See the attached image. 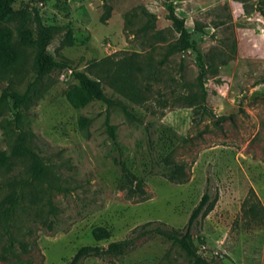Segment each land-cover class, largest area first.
Listing matches in <instances>:
<instances>
[{"label":"rangeland","instance_id":"1","mask_svg":"<svg viewBox=\"0 0 264 264\" xmlns=\"http://www.w3.org/2000/svg\"><path fill=\"white\" fill-rule=\"evenodd\" d=\"M14 7L27 9L34 37L47 34L48 53L68 67L38 78L37 48L16 22L0 21V97L28 94L19 118L0 101V204L18 198L10 217L0 214V264H69L84 245L129 237L125 255L82 264H194L178 243L133 231L150 221L185 230L207 191L212 208L193 229L198 251L217 264H264V0ZM170 7L191 32L189 50L175 48ZM75 71L114 103L92 99ZM120 159L143 184L120 186ZM178 164L180 183L163 174ZM99 226L112 237L97 241Z\"/></svg>","mask_w":264,"mask_h":264},{"label":"trees","instance_id":"2","mask_svg":"<svg viewBox=\"0 0 264 264\" xmlns=\"http://www.w3.org/2000/svg\"><path fill=\"white\" fill-rule=\"evenodd\" d=\"M16 0H0V21H13L17 23V32L21 40L31 47L37 48V54L34 61V67L37 72L38 78L43 77L46 73L56 67H68L65 61H58L52 55L48 53L49 37L48 35H42L41 37L35 38L32 30L28 27L30 15L27 9H16L14 3ZM177 30L180 32V40L176 44L175 48L183 51L189 50L193 47L191 39V32L188 29L185 20L181 18L174 10L170 7L167 15ZM201 54L198 58L201 60ZM75 77L80 82L81 86L88 92L92 99L102 101L108 104H113V100L110 99L100 81L94 80L88 76L85 72L75 71ZM28 99V94H20L19 92L6 89L0 97V101H12L13 108L16 111L17 118L20 117L21 106L24 101ZM108 130L113 140L117 143V137L115 128L108 122ZM19 149L27 150L24 146L23 138H19ZM118 145V144H117ZM41 165L42 163L38 158H35ZM119 164L122 168V179L120 186L126 188L127 184H136L140 186L143 181L139 179L128 167L123 159L119 160ZM163 174L171 181L183 182L186 177L185 167L183 165H174L173 167H167L163 170ZM137 190V189H136ZM135 192V191H134ZM142 194V191H139ZM211 194L207 191L200 203L194 208L185 230H177L174 228H166L163 223L159 222H147L140 227L134 229L133 233L137 234V238H141L146 235H159L165 239L178 243L181 248L188 253L193 259L194 264H217L209 258L202 255L194 242V226L198 222L199 217L204 216L211 208ZM9 207H3L0 204V214L10 217L12 210L18 202V198L12 197ZM93 236L97 241L107 240L112 237V233L109 229L103 226H99L94 229ZM136 237H129L123 240L112 241L108 246L103 245H84L76 252L69 264H82V262L88 257H98L101 259L117 258L125 255L135 245Z\"/></svg>","mask_w":264,"mask_h":264}]
</instances>
